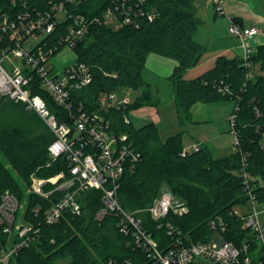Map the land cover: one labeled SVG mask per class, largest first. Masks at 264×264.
<instances>
[{
	"label": "trees",
	"instance_id": "1",
	"mask_svg": "<svg viewBox=\"0 0 264 264\" xmlns=\"http://www.w3.org/2000/svg\"><path fill=\"white\" fill-rule=\"evenodd\" d=\"M147 2L156 10L153 20L140 17L138 26L96 24L74 47L77 61L88 64L93 75L92 82L75 95L94 108L97 95L102 91L130 89L140 92L127 107L112 112L117 128L127 132L142 153L135 168L127 170L120 180L118 196L124 208H146L166 187L189 206L188 213H170L167 218L189 241L206 239L211 232L210 219L220 215L226 225L224 238L239 244L245 230L242 221L232 213L233 207L246 202L252 195L258 201H264V186L258 184L259 178L264 180V147L260 144L264 132V43L259 44L250 56L256 65L252 77L247 76L248 68L242 56L219 55L212 67L188 78L186 72L195 67L208 50L207 44L196 38L200 22L194 12L193 0ZM27 3L30 7H41L45 6L46 0H27ZM109 4L111 0H83L75 9L88 15L101 14ZM0 6L15 10L23 4L11 6L10 0H0ZM233 19L243 24L238 17ZM151 53L178 62L169 79L182 125L191 117L192 108L198 101L236 100V120L232 125L238 138L235 151L215 155L208 145L202 144L200 149L183 154L182 132L162 140L154 121L135 127L131 121L124 120L130 108L159 102L144 75ZM30 87L33 93L44 95L54 111L59 110L36 81ZM225 87L228 90L224 91ZM33 127L41 128L35 133L19 125L0 130V200L6 189L20 200L24 199L34 171L48 176L61 168L60 161L46 165L48 148L55 137L47 122L40 124L37 121ZM101 195L99 189L84 192L81 214L65 210L58 222L48 224L44 221L43 211L35 218L31 207L40 201L48 206L58 195H52L46 202L30 194L27 212L39 233L9 264H103L110 259L149 263L143 252L129 244L128 236L120 231L116 213H109L102 219L96 217L97 210L103 205ZM142 216L161 247L171 241L165 228H158L147 211ZM2 239L0 227V246ZM251 264H256V260L253 259Z\"/></svg>",
	"mask_w": 264,
	"mask_h": 264
},
{
	"label": "built area",
	"instance_id": "2",
	"mask_svg": "<svg viewBox=\"0 0 264 264\" xmlns=\"http://www.w3.org/2000/svg\"><path fill=\"white\" fill-rule=\"evenodd\" d=\"M83 0H46L45 6H28L27 0H10L11 6L23 4L11 10L0 6V102L5 99L23 101L41 115L54 133L46 165L61 162L59 171L43 176L37 171L30 175L25 198L20 200L6 189L0 200V227L3 239L0 246V264H9L39 233V228L29 217V195L51 200L48 206L41 201L31 207L39 217L43 211L48 224L58 222L65 210L74 214L83 212L84 192L99 189L103 205L96 217L102 219L109 213L119 217L120 231L128 236L129 244L141 250L147 264H264V201L252 195L246 202L233 207L232 213L242 221L245 235L239 244L224 238L226 230L223 216L210 219L211 232L204 240L189 241L188 237L167 220L170 213L184 215L188 204L171 191L159 194L146 208L130 210L119 200L120 180L127 170H133L142 153L130 135L117 128L112 112L133 102L128 89L102 91L97 95L96 106L89 107L75 93L92 82L88 64L76 61L57 68L51 61L63 47H74L82 41L96 24L113 27L138 26L139 18L153 20L156 10L147 0H111L101 14L88 15L75 8ZM216 12L225 14L223 0H212ZM229 31L238 37L243 48L242 57L252 77L256 65L250 59L263 34L258 24H240L230 16ZM75 52V51H74ZM76 54V53H75ZM40 86L59 107L54 111L48 99L33 93L30 85ZM228 90L226 87L224 91ZM126 122H130L124 116ZM232 125L236 113L230 115ZM235 146L238 138L233 130ZM260 144L264 147V132ZM202 144L195 142L192 149ZM254 179L253 177H250ZM264 186V180L258 179ZM240 206H248L241 211ZM147 211L158 228H165L171 241L161 247L159 239L146 223L142 214ZM262 254V256H261ZM103 264H134L132 259H110Z\"/></svg>",
	"mask_w": 264,
	"mask_h": 264
},
{
	"label": "rangeland",
	"instance_id": "3",
	"mask_svg": "<svg viewBox=\"0 0 264 264\" xmlns=\"http://www.w3.org/2000/svg\"><path fill=\"white\" fill-rule=\"evenodd\" d=\"M246 1L252 9L264 14V0ZM207 4L208 10H201L199 31L196 34V38L204 43L209 42L211 48H216L218 45H216L215 39L213 43L210 42L209 33H211V36H215L217 40L233 41V35L229 31L230 16L228 12L216 15L214 4L212 2ZM210 28L211 31L213 29V32L209 31ZM75 61L76 54L74 50L69 47H63L52 58L51 62L57 68H63ZM200 70V67H196L189 73L187 71L186 74L191 77L199 73ZM144 75L147 81L156 82L157 78L154 73H149L144 69ZM159 86L161 96L156 105H143L130 108L125 115L135 127H140L148 121H155L162 140L182 132L183 142L189 149H192L193 143L200 142L201 144L208 145L215 155H227L236 150L234 143L235 135L230 120V115L234 112L236 105L235 99L227 98L211 102L198 101L193 106L191 117L182 125L178 116L172 81L169 78H161ZM128 92L131 98H135L140 93L139 91L132 90ZM147 115H149V118H147ZM37 121L40 124L46 123V120L41 115L35 114L23 101L8 100L7 98L0 104V130L12 129L19 125L26 129V131L35 133L36 129L41 128L33 127ZM168 190L165 187L162 192ZM239 209L245 211L248 209V206H240Z\"/></svg>",
	"mask_w": 264,
	"mask_h": 264
},
{
	"label": "crops",
	"instance_id": "4",
	"mask_svg": "<svg viewBox=\"0 0 264 264\" xmlns=\"http://www.w3.org/2000/svg\"><path fill=\"white\" fill-rule=\"evenodd\" d=\"M211 2L213 3L212 0H193L194 12L198 19L201 18L200 17L201 10H208L207 3L210 4ZM223 5L225 11L228 12L229 16L238 17L239 20H241L244 25L258 24L262 32H264V14H262L260 11L252 9L246 0H223ZM215 14L217 15L218 13L215 12ZM209 31L213 32V29L211 31L210 28ZM233 38H234L233 41L231 40L220 41L217 40L215 36L213 35L211 36V33H209L210 42L213 43L215 39L216 40L215 43L216 45H218V47L211 48L210 43L207 42L206 44L208 46V50L204 53L200 62L195 67L190 68L187 73H189L196 67L201 68L200 72L196 73V75L191 77L188 76V74H186V77L192 78L203 73L204 71H206L207 69H209L214 65V61L216 57L219 55H226L228 57L242 56L243 48L241 45V41L238 37L234 35ZM258 38H259V44L264 43V33L261 34ZM177 64L178 62L176 60L169 58L167 56L160 55L157 53L149 54L146 61L145 69L149 73H154L156 75L157 78L156 82L149 80L148 81L152 85L153 91L157 95L158 99L161 96L160 86H159L160 79L169 78L170 74L172 73V71L174 70ZM147 118H149V115H147Z\"/></svg>",
	"mask_w": 264,
	"mask_h": 264
}]
</instances>
